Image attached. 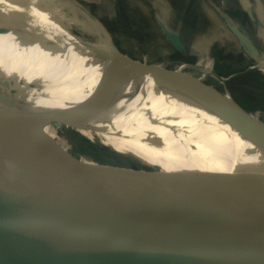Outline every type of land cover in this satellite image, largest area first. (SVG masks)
I'll return each instance as SVG.
<instances>
[{"label": "water", "instance_id": "95a60500", "mask_svg": "<svg viewBox=\"0 0 264 264\" xmlns=\"http://www.w3.org/2000/svg\"><path fill=\"white\" fill-rule=\"evenodd\" d=\"M226 27L255 59L251 38L236 26ZM104 43L124 76L145 80L149 74L159 90L199 106L264 150V121L231 98L190 76L134 62L110 40ZM254 70L255 64L243 73ZM24 84L0 80V97L14 95ZM72 166V173H0V264H264V251L232 247L215 235L264 208V166L117 178L76 177L81 170L76 162ZM71 231L78 232L75 243L51 242Z\"/></svg>", "mask_w": 264, "mask_h": 264}, {"label": "bare ground", "instance_id": "6f19581e", "mask_svg": "<svg viewBox=\"0 0 264 264\" xmlns=\"http://www.w3.org/2000/svg\"><path fill=\"white\" fill-rule=\"evenodd\" d=\"M13 7L18 8L13 5L11 10ZM260 16L258 44L264 45V8ZM100 43L95 45L106 53L107 44ZM78 45L83 46L44 39L0 9V80L25 82L14 95L0 97V103L45 115L73 134L88 137L95 149L117 154L122 170L109 178L135 172H173L165 168L167 160L178 164L174 171H230L243 165L253 170V166H264V150L242 139L226 122L159 90L149 74L145 80L126 77L117 59L107 53V58L95 55L85 46L88 52H83L76 48ZM257 63L255 68L264 70V60ZM192 78L203 84L216 79L208 72ZM157 102L174 111L172 115ZM148 113L162 115V123L151 120ZM174 114L176 121L184 123L182 128L163 124L173 121ZM77 234L63 233L51 242L71 245L77 241ZM215 235L232 247L264 251V208Z\"/></svg>", "mask_w": 264, "mask_h": 264}, {"label": "rangeland", "instance_id": "374dc122", "mask_svg": "<svg viewBox=\"0 0 264 264\" xmlns=\"http://www.w3.org/2000/svg\"><path fill=\"white\" fill-rule=\"evenodd\" d=\"M201 1H204V10ZM192 2L193 5H200L207 21L215 17L222 26L221 33L218 29L210 32L211 38L220 37V47L214 56L219 64H214L212 68L198 70L188 67L191 63L183 59V40L175 36H170L171 41L167 39L169 29L165 22L168 12L175 16L178 24L181 14H188L189 9L193 12ZM13 5L18 6L13 7L15 13L11 10ZM224 5L228 8L224 9ZM261 7L264 8V0H0V9L19 21L25 29L44 39L72 46L80 43L83 46L78 45L77 49L83 52L89 50L106 58L104 49L96 46L95 42L101 44L110 40L121 54L137 63L163 66L183 77L211 73L216 79L204 85L228 96L249 114L264 121V70L243 73L251 65L264 60V45L258 44ZM161 11L163 25L158 26L152 20L160 18ZM229 25L236 26L251 38L257 49L255 59L241 48L227 29ZM231 75L234 77L225 80ZM156 105L171 115L174 112L159 102ZM22 111L0 103V173H21L25 169L34 173H72L75 162L81 170L76 177H103L122 170L117 154L95 149L88 137L73 134L61 123L42 114L35 113L38 119L30 118V125L22 124ZM7 113L12 114V118L9 116L5 120ZM153 114L148 113L150 119L162 123V115ZM176 120L175 115L173 121L163 124L171 125L172 129L182 128L184 123ZM137 168L132 165L133 170L137 171ZM165 168L174 171L178 164L167 160ZM104 264L137 263L113 261Z\"/></svg>", "mask_w": 264, "mask_h": 264}, {"label": "flooded vegetation", "instance_id": "af4514ba", "mask_svg": "<svg viewBox=\"0 0 264 264\" xmlns=\"http://www.w3.org/2000/svg\"><path fill=\"white\" fill-rule=\"evenodd\" d=\"M190 5L194 6L193 12L189 9L188 14L183 13V59L191 63L190 68H196L198 70L206 67L212 68L214 64H219L214 59V56L215 51L220 47V42H218V40L220 41V37L219 39L211 38L209 30L204 27L207 23V19L202 13L204 9L202 8V10L199 4L196 5L194 3L193 5V2ZM197 31L199 32L200 43L198 44V48H195L194 38ZM207 60L209 63L204 62Z\"/></svg>", "mask_w": 264, "mask_h": 264}, {"label": "crops", "instance_id": "0c3cea01", "mask_svg": "<svg viewBox=\"0 0 264 264\" xmlns=\"http://www.w3.org/2000/svg\"><path fill=\"white\" fill-rule=\"evenodd\" d=\"M203 3H204V1L200 2L202 8H204L203 5H202ZM172 7L173 6L170 7L171 10H172ZM175 9H178V8H175ZM168 14H169V16L167 17V19H166L167 21L165 22L167 28L169 29L168 30L169 31V33H168L169 35L167 34L168 41H171L173 36H175V35H177L180 40H183V24H184V22H183V19H184L183 18V14H181V17H180L181 18V22L178 23V24H176V21L174 19L175 16L174 15H170L169 12H168ZM159 17L160 18L156 17L155 21L152 20L153 24L155 23V25H158V26L159 25H163V22H162V20H163V12L162 11L160 12ZM170 19H171V21H169ZM177 26L181 27V28H177ZM204 27L207 28L209 30V32H211V33H213L214 30H216V29H218V31L221 33V30H222V28H221L222 26H220L219 22H216L215 17H212L209 21H207V23L205 24ZM177 31H178V33H177ZM170 36H172V38H170ZM194 41H195V48H198V44L200 43V36H199V32L198 31H197V33H195ZM9 116H11V118H12V114L8 115V113H7L4 116L5 120H7L9 118ZM21 117H22V119H20L21 123L22 124L27 123L28 125L30 124V118L32 119L34 117L33 119H35V118L38 119V117L35 116V113L34 114L33 113L32 114L25 113V111L21 112Z\"/></svg>", "mask_w": 264, "mask_h": 264}]
</instances>
